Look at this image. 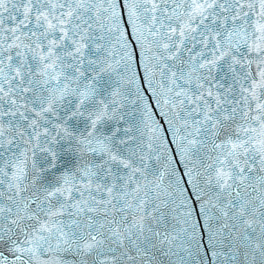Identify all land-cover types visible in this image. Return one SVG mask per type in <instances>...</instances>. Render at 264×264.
Here are the masks:
<instances>
[{
	"label": "snow or ice",
	"instance_id": "snow-or-ice-1",
	"mask_svg": "<svg viewBox=\"0 0 264 264\" xmlns=\"http://www.w3.org/2000/svg\"><path fill=\"white\" fill-rule=\"evenodd\" d=\"M0 264H264V0H0Z\"/></svg>",
	"mask_w": 264,
	"mask_h": 264
}]
</instances>
